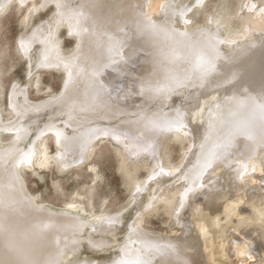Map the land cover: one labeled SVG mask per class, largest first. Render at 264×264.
<instances>
[{"label":"bare ground","instance_id":"obj_1","mask_svg":"<svg viewBox=\"0 0 264 264\" xmlns=\"http://www.w3.org/2000/svg\"><path fill=\"white\" fill-rule=\"evenodd\" d=\"M12 1L0 0V15ZM50 1L56 24L34 26L17 48L31 69L62 71L60 90L34 101L13 87L8 114L0 109V264H264L262 213L247 210L250 218L238 219L244 228L234 233L217 229L221 214L231 217L254 182L260 193L252 205H264V0L242 1L239 30L222 14L191 26L190 7L178 0ZM57 25L74 37L71 49L62 48ZM124 70L137 73L130 101L129 90L115 84ZM48 134L55 156L45 144ZM108 136L124 137L135 152L151 147L154 156L168 141L185 139L188 146L179 163L156 159L140 181L119 153L131 201L138 203L117 253L102 260L83 250L112 247L124 226L120 211L51 206L28 189L21 171L31 164L46 170L56 163L59 171L80 166ZM226 174L220 190L195 206L180 236L142 229L143 215L159 206L182 223L188 198Z\"/></svg>","mask_w":264,"mask_h":264},{"label":"rangeland","instance_id":"obj_2","mask_svg":"<svg viewBox=\"0 0 264 264\" xmlns=\"http://www.w3.org/2000/svg\"><path fill=\"white\" fill-rule=\"evenodd\" d=\"M49 1L50 0L44 4L42 0H28L24 5H20L18 0H14L9 8L0 15V109L5 116L9 111L8 99L9 93L12 90L11 88H24L29 98L36 101L47 98L52 95V93L58 92L62 85V71L56 69H31L28 60L18 51L19 48H17L19 38L27 34L34 26L42 24V22L43 24H56L54 17L55 7L53 2ZM242 1L243 0H203L200 5H195V0H178V3H184L190 7L187 15H189L188 21L191 26L197 24L201 25L209 20L210 17L222 14L229 20L232 30H239L242 18L238 16L237 13L242 5ZM28 9L30 12L27 11ZM28 14L29 19L25 21V15L28 16ZM22 20L25 23H23ZM56 27L62 48L64 50L71 49L75 43L74 37L68 33V29L65 25H57ZM128 71L124 70V73H121L122 78L119 77L120 80H118L119 78L117 79L119 82H115L117 88H124L126 92L129 90L127 92L128 97L126 96L125 101H130L131 98H129V96L133 97L131 88L134 85L133 80L137 77L135 70ZM128 78L129 80H126ZM119 83H121V85ZM7 136L8 135L5 134V138H7ZM125 142L126 140L124 137L115 139L112 136H108L105 141L95 148L90 160L80 164V166L71 165V167H67L64 171H59L56 163L51 164L46 170L40 169L36 164H31L24 167L21 171L28 189L37 196L38 200L44 201L47 199L44 202H49L48 204L51 206L58 208L64 206L67 202H72L78 205L83 203L80 207H83L88 214L97 213L100 215H109L110 213L115 214L120 211L119 213L122 214L124 226L121 227V231H117L115 241L112 245L113 248L111 247L102 252L83 250L84 254H88L97 259L110 260L113 255L117 253V249L115 248H117V244L123 236L125 224L134 216L137 208L136 205L138 202L131 201L132 193L127 183L126 174L121 168V156L119 153H123L127 158V164H129L127 170L129 169V173L134 174L132 177L140 181L147 177L149 168L156 163V159H158V164L179 163L184 148L188 146V142L185 139L180 141H168L163 146L159 147V151L155 154V156L157 155L156 158L152 153L151 147L148 146V150L143 153L135 152L126 148ZM45 144L48 147L50 155L55 156L58 153L57 146L51 134L46 135ZM158 153H160L159 156ZM31 166L33 168H31ZM222 177L223 178H220L219 181L208 180L204 182L200 189L188 198V201L182 206V210L179 213L180 215L177 214V216L179 215L183 218L182 220L184 221L182 223H177L174 218L171 219L172 216L170 211L163 206H159L143 215L141 222L142 229L163 237L180 236V234L184 232L185 226L191 221V215L194 212L195 206L202 201L207 193L219 191L222 184L225 182L224 179L226 180L229 176L226 174ZM259 182L260 181L254 182L251 187H248L247 194L240 202V208H235L233 210L234 213L232 211L233 215L232 213L229 214L231 217L226 218L221 214V223L217 229L220 230L227 227L225 230H228V233H234L237 228L243 229V225H239L237 222L241 217L250 218V212L247 210H251L255 216H261L262 213L263 216L261 217L264 218V205L259 201L258 204L254 203V205L256 204L255 206L252 205V202L257 201V194L260 193L257 186ZM149 185H151V182L146 186V190L143 191L140 199L146 195ZM252 206L254 208L256 207V210L252 208ZM258 208L260 212H258ZM229 219L232 221H229ZM221 225H223L224 228H222ZM251 236L254 237L256 234L252 233ZM226 263L231 264V262ZM233 264H238V262H234Z\"/></svg>","mask_w":264,"mask_h":264}]
</instances>
